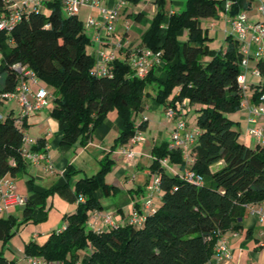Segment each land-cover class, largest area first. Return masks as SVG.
<instances>
[{"label": "trees", "instance_id": "16d2710c", "mask_svg": "<svg viewBox=\"0 0 264 264\" xmlns=\"http://www.w3.org/2000/svg\"><path fill=\"white\" fill-rule=\"evenodd\" d=\"M228 1L232 3L228 14L233 18L253 7V0H187L183 11L169 13L164 40L160 33L167 17V0L154 1L159 11L142 40L146 48L162 52L165 83L158 82L157 65L140 79L129 63L121 61L110 66L112 76L92 75L96 58L88 50L93 41L78 16L64 13L61 0L44 2L46 10L30 12L11 32H0V97L17 87L19 78L13 68L16 64L33 70L43 86L55 89L50 116L59 125L62 146L87 145L96 128L114 110L123 121L117 145L127 144L136 133V115L146 109V88L157 82V100L166 109L187 100L198 113L197 141L191 149L192 170L204 178L203 185L184 181L180 175L187 166L181 151L161 143L152 152L151 170L160 176L161 204L156 213L149 215L141 227L129 224L95 232L88 229L87 223L91 211L103 209L95 192L108 194L110 189L105 178L114 162L106 157L99 173L77 182V209L64 218L66 228L53 232L42 245L28 244L27 257L62 264H207L221 235L241 230L250 207L264 201V144L251 148L242 143L235 122L228 116L239 112L244 101V89L238 80L243 74L240 43L230 35L224 53L212 50L207 44L208 31L202 26V19L215 17L219 6L224 5L225 10ZM2 6L1 2V12ZM145 17L144 13L134 15L135 21ZM183 29L188 31V39L181 43L178 34ZM206 57L210 61L204 63ZM257 68L262 83L253 95L254 105L261 104L264 95V58L258 61ZM176 87L180 88L179 94L168 103ZM26 122L23 126L28 128ZM146 124L139 125V130H144ZM24 136L16 117L0 119V177H16L26 169L28 162L21 152ZM44 148L45 141L40 139L31 151ZM165 158H169L177 174L162 166ZM220 162L222 167L212 171ZM71 169L68 168L69 177ZM80 195L85 202H78ZM33 207L27 201V220ZM15 225L12 217L0 219L1 242L12 237ZM88 248L92 249L90 257L80 261V251ZM0 264L15 263L0 253Z\"/></svg>", "mask_w": 264, "mask_h": 264}, {"label": "crops", "instance_id": "0c3cea01", "mask_svg": "<svg viewBox=\"0 0 264 264\" xmlns=\"http://www.w3.org/2000/svg\"><path fill=\"white\" fill-rule=\"evenodd\" d=\"M46 1L51 0H44V2ZM129 1L130 0H127L126 4L119 11L116 24L117 28L114 34V38L118 39V37H122L121 40L126 42V50L119 54L121 58H127L133 51V48L129 46L130 43H128L133 29L129 25V20L134 17V15L132 16L128 12L129 7L127 6V3ZM153 1L155 0H145L147 3ZM169 1L173 6L172 11L170 12L171 14L180 13L185 9V0H167V3ZM262 2H264V0H261V2L258 1L256 6L253 5L250 11L245 12L249 21H260L261 16L258 13L257 8ZM117 3L118 0H104L102 2V7L105 9H114ZM139 3L140 2H138V4ZM174 8L178 10L181 8V11H176ZM43 10L46 9L44 8ZM64 11L66 12L65 9ZM85 11L87 12V20H89L88 17L93 18L91 16H96L98 21H102L100 11L87 6L81 8L78 15L80 20L81 13ZM140 13L146 14L145 12ZM154 13L156 12L154 11ZM224 13V16L216 15L213 20L217 22H209L206 30L208 31V34H210L209 32L211 28L215 27L216 23L225 22L226 29L225 31H221V35L225 37L224 39L226 40L228 36L232 35V31H229V26L232 28L230 20L233 17L229 16L225 10ZM144 20L145 18L140 21H135V23L136 25L142 26L141 24ZM135 27L138 29L137 26ZM92 29L93 30L91 31L93 32L94 37H96L98 31L96 28ZM146 30L147 26L142 27L141 29L143 34ZM123 31L124 33H122ZM110 42L111 40H109V45ZM89 49L94 56L96 53L95 50H97L96 45H91ZM255 49L256 47L254 46L252 54H254ZM225 51L226 48L221 49V52L224 53ZM1 59L2 55L0 54V62ZM162 67L163 64L161 62L157 65V70L159 71ZM255 68L256 61L253 59L250 60L248 69L242 68L246 82V89H244V105L239 112L229 116L239 126L238 131L240 132V141L251 148H256L258 142L249 134V129L264 124L263 119H259L260 121L257 125L249 123L251 114L248 108L255 104L253 102V95L256 88L262 83L261 78L256 77L252 73ZM34 89L36 90V88ZM178 103L182 102L178 101L176 104ZM4 107L5 108H3L4 110L1 114L4 118H7L8 116L18 117L19 105L16 101L4 104ZM154 108L160 110L161 106L157 105V107L155 106ZM147 109L150 110V108ZM189 112L190 106L188 104L187 113L183 116L184 120H186ZM41 113L43 116L36 114V116L33 117L34 122H40V133L36 135L33 140L36 143L40 139L45 141V148L42 151H44L48 157L52 169L48 168L47 162H41L39 165L29 162L22 173L16 177H12L14 180L11 179L16 185L18 194L24 196L27 201L31 202L34 206H36L35 204L40 206L43 212L47 211L48 206L50 205L49 197L53 196L51 210L57 206V203H60L61 209L63 206H67L68 213L65 216L74 214L77 209V202L73 203L74 190L77 182L81 179L94 176L98 168H100L103 160L108 157L114 162L110 172L105 178L110 189L108 194L102 190L95 192L94 195L103 209L101 211L95 210L89 213V221L87 223L88 229L95 232L109 231L114 227L129 225L130 219L135 211H140L144 214L146 213L144 203L149 195L148 186L152 183L155 176L151 170L154 161L152 156L153 148L161 143L170 144L171 135L176 129L177 124L176 121H169L166 118V107L161 111V117L163 120L161 121L160 127L157 129L158 131L152 129L153 125L151 119H148L146 122V128L140 130L144 140L131 146L136 154L135 158L132 160L127 159L120 153V150L123 147L130 146L129 142L122 146L117 145V140L123 131V121L116 110L108 113L104 122L94 131L93 137L87 145L82 146L76 144L72 147L61 145L62 133L59 130L58 123L51 118L50 114L46 112ZM141 116L142 114H138L135 117V129L143 123L144 118ZM139 119H141V123H137ZM164 119L167 120L164 121ZM29 122L30 120L28 117L26 122L28 128L30 127L28 124ZM32 147V145H27L29 150H31ZM117 160H121L120 163L117 162ZM222 165L223 162H220L213 166L212 171H217ZM69 167L72 168L71 177L68 176ZM18 178H21L20 183L18 182ZM69 201L73 202L69 203ZM160 204L161 195L160 193H155L154 205L158 208ZM106 218H109L111 223H106ZM241 225V230L228 231L220 237V239H224L227 242L233 254V258L230 261H223L222 264H264V221H261L257 214L249 213L245 216ZM215 261L216 257L214 254L210 262L207 264H214Z\"/></svg>", "mask_w": 264, "mask_h": 264}, {"label": "built area", "instance_id": "2783aa9c", "mask_svg": "<svg viewBox=\"0 0 264 264\" xmlns=\"http://www.w3.org/2000/svg\"><path fill=\"white\" fill-rule=\"evenodd\" d=\"M104 0H61L63 8L69 16H78L82 7L87 6L100 11L102 21L89 18L88 25L96 28L98 34L93 40L96 45L95 66L92 75L96 77L112 76L110 66L116 62L129 63L134 71V75L140 79L147 77L152 68L160 64L162 52H154L151 49H144L138 52H131L127 58H121L119 54L126 50V42L121 39L114 38L116 32V24L118 21L119 11L126 4V0H118L114 9H105L102 7ZM3 4L4 11H0V32H11L13 28L30 12H41L44 9V0H0ZM231 1L225 5L226 13H228ZM1 9V7H0ZM258 13L262 17L260 21L251 22L245 13H240L230 20L232 25V35L240 43V51L243 54L241 67L248 69L251 59L256 61V68L252 73L261 78L257 68L259 60L264 58V2L257 8ZM109 40H111L109 45ZM109 46V47H108ZM256 47L252 54L253 47ZM18 74V84L14 91L3 94L0 97L2 104L16 101L19 105V115L16 117V124L24 125L32 112H40L50 107V100L54 101V96L50 94L45 86L41 84L39 77L29 67L18 63L14 67ZM243 89L245 86V75L242 74L238 78ZM36 88V90L34 89ZM188 101L178 103L175 106L166 109V118L169 121H176V129L171 135L169 148L171 150H180L186 168L180 177L197 186L204 184V178L192 170L194 160L191 155V149L196 144L198 131H190L183 116L187 113ZM244 104L242 103V106ZM251 114L249 123L257 125L259 119L264 120V95L261 97V104L251 105L249 108ZM3 116L0 114V119ZM148 119L144 118L143 123ZM249 134L253 136L259 144H264V124L254 126L249 129ZM142 132L136 129L135 135L130 139L128 147H123L120 151L127 159L132 160L136 154L131 146L143 141ZM24 147L22 149V157L29 163L39 165L41 162H47L48 168L52 169V165L44 151L34 152L27 148V145L34 146L36 142L27 134L24 136ZM162 166L170 173L177 174L174 167L170 164L169 158L161 161ZM149 195L144 203L146 213L135 211L130 219V224L136 227L143 226L149 215L155 214L157 208L154 205V194L160 193V176L155 175L152 183L148 186ZM78 202H85L84 196L80 195ZM27 204V199L18 194L16 185L8 176L0 177V214L10 210L11 208L23 206ZM250 214H257L261 221H264V201L250 207ZM106 223H111L106 218ZM118 228V227H114ZM216 261L214 264H222L223 261H230L233 258L232 251L224 239H220L219 244L215 248ZM30 264H62L60 262H49L40 257H27Z\"/></svg>", "mask_w": 264, "mask_h": 264}, {"label": "rangeland", "instance_id": "374dc122", "mask_svg": "<svg viewBox=\"0 0 264 264\" xmlns=\"http://www.w3.org/2000/svg\"><path fill=\"white\" fill-rule=\"evenodd\" d=\"M186 1L187 0H185V7H186ZM258 1L261 2V0H253V5L256 6V3ZM138 2L140 3L138 4ZM127 6L129 7L128 12L132 16L137 15L140 12L146 13L145 20L141 24L142 26L136 25L134 17L131 20H129V25L133 29H132V34L129 38L128 43H130L129 46L133 48L132 49L133 52H138V51L146 49V46L144 45L143 40H142L143 33L141 29L142 27H146V26H147V29L151 27L156 17V14L159 11V6L154 1L147 3L145 2V0H138L137 2L134 0H130L127 3ZM223 7L224 5L221 7L219 6L217 15L224 16L225 13H224ZM172 9H173V6L171 5L169 1L167 3L166 8L164 9L165 13L167 14L166 15L167 17H166L165 24L162 26L161 33H160L162 40H164L166 37L167 25L169 22V13L172 11ZM174 9L176 11H179V10L181 11V8L179 10L176 8ZM154 11L156 13H154ZM46 12L48 13L49 10H47ZM64 13L66 14L65 11ZM86 17H87V12L86 11L82 12L80 15V18L84 22V25H85L84 28H85L86 34L91 40H93L95 39L94 34L91 31L93 29L89 27L88 20ZM91 17H93L94 20H97L96 16H91ZM213 19L214 17L208 18V19H202L203 20L202 26L205 30L207 29L209 22L214 21ZM214 22H217V21H214ZM135 26H137L138 29ZM225 29H226L225 22H218L216 23L215 27L211 28L209 32L210 41H207V44L210 46L212 50L221 51V49H224L227 47V42L224 39L225 37L221 35V31H225ZM229 31H232V28L230 26H229ZM122 33H124V31ZM178 36H179V41L183 43L187 41L188 39V31L186 29H183L179 32ZM121 38L118 37V39H121ZM88 51L91 54V50L89 49ZM209 61H210V58L208 57L204 59V63H207ZM156 77L158 79V82L165 83L167 79V74L165 73V71H163V69H160ZM158 82L151 84L146 88V91H145L146 110L139 114V115L142 114L141 116L142 118L146 117L147 119H151V122L153 125L152 129H154L155 131H158L157 129L161 125V121L163 120L161 117V114H162L161 111L165 107L164 104L159 103L157 100V95L159 91V88L157 86ZM45 87L47 88L50 94L55 95V89L53 87L51 86H45ZM179 91H180L179 87L174 88L170 96L167 98V102L168 103L172 102L174 98L177 97V95L179 94ZM52 105H53V100L51 99L50 107L40 112H32L31 115L29 116V120H30V122L28 123L30 126L29 128H25L23 125H20V124H17V127L20 130L24 131V133L27 134L31 139H34V137H36V135L40 133V129H39L40 122L39 123L34 122L33 117H35L36 114L43 116L41 112H46L48 114H51ZM157 105L161 106L160 110H157L154 108L155 106L157 107ZM3 108H5L4 104H1L0 105L1 114H2V111L4 110ZM147 108H150V110H148ZM197 116H198V113L196 112V107L195 106L190 107L189 115L186 117V120H185L187 123L188 129L190 131H193V132L197 131V127H196ZM140 120L141 119H139L137 123H141ZM166 120L167 119H164V121ZM235 128L236 129L239 128L237 123H235ZM120 161L121 160H117V162L119 163ZM101 167L102 165L100 166V168H98L96 174L99 173V171L101 170ZM9 178L13 179L11 176H9ZM20 179L21 178H18L19 183H20ZM53 198H54L53 196L49 197L50 205L48 206V209L45 212L41 210L40 206L35 204L36 206L33 207L34 210L29 220H27L24 215V210L26 208V205L11 208L10 210L0 214V219L9 220L12 217L16 221V225L13 228L12 237L6 243L0 241V253L4 255V257L13 261L15 264H30L26 256V246L30 243L42 245L47 241V239L53 232L60 231L66 228L67 223L65 222L64 218L66 217L65 215L68 213L67 206L65 207L63 206V208L61 209L60 203H57V206L54 207V209L52 208L51 210L50 208H51ZM70 202L72 203L73 201H69V203ZM73 203H75V201ZM49 213H50V217H49ZM47 214H48V217H47ZM91 253H92L91 248L80 251V261L83 262L85 259H88ZM77 264H80V263H77Z\"/></svg>", "mask_w": 264, "mask_h": 264}]
</instances>
